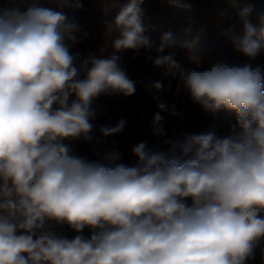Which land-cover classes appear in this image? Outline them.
Wrapping results in <instances>:
<instances>
[{
	"label": "clouds",
	"instance_id": "1",
	"mask_svg": "<svg viewBox=\"0 0 264 264\" xmlns=\"http://www.w3.org/2000/svg\"><path fill=\"white\" fill-rule=\"evenodd\" d=\"M143 2L126 0L116 15L114 54L90 55L79 67L80 54L66 43L77 42L79 29L64 9L82 8L81 0L0 8V264H244L264 237V70L224 61L185 70L165 50H191L195 41L169 32L153 42ZM167 2L191 10L184 0ZM229 2L242 30L233 24L224 34L254 59L264 51V11L253 20V4ZM140 49H154L147 59L204 111L234 113L230 134L168 139V152L140 142L132 167L117 163L116 151L105 163L73 155L63 141L92 139V102L135 93L115 53ZM162 87L157 81L150 90ZM162 119L153 117L154 136L165 135ZM124 126L121 119L99 131L107 137ZM48 221L91 235L69 240L46 229Z\"/></svg>",
	"mask_w": 264,
	"mask_h": 264
},
{
	"label": "trees",
	"instance_id": "2",
	"mask_svg": "<svg viewBox=\"0 0 264 264\" xmlns=\"http://www.w3.org/2000/svg\"><path fill=\"white\" fill-rule=\"evenodd\" d=\"M31 2L33 0H0V8L18 6L24 9ZM35 2L41 6H55L51 0ZM81 3L82 8L64 9L67 22L77 25L79 29L75 34L77 38L75 44L66 41L72 54H80L75 62L77 67L90 55L107 58L114 54L111 42L117 33L113 22L126 0H81ZM140 7L145 34L156 44L164 33L169 32L179 42L195 41L191 50L179 46L165 50V55L174 52L175 59L185 70H207L217 61L242 65L251 64L256 58H262L264 62V51L250 60L238 52L224 34L233 24L237 33L242 30V26L236 24L234 20L236 15H232L226 0L216 2L207 0L206 8L200 10L193 7L192 10L198 17L195 19H190L186 10L170 6L167 0H144ZM202 17L208 19L204 20ZM115 54L120 56V64L123 63L134 71V74L128 77L136 82V91L131 96L97 97L91 105L96 111V117L91 121L94 125L91 136L103 144L107 153L116 151L120 154L117 163L135 166L137 157L132 153V148L140 142H146L152 152H168L169 146L164 143L168 139H177L186 134L213 133L221 138L230 134L236 124L235 114L224 109L215 113L204 111L183 89L178 78L166 77L161 68L155 67L147 59L155 55L154 49H140L138 52L127 50ZM81 76L83 77V72ZM140 77L145 80H140ZM157 81L162 83V90L159 92L150 90L151 84ZM159 103L165 105L164 110L157 107ZM151 113L163 116L164 136L152 134V122L147 118ZM121 119L125 121V126L120 133L107 137L101 135L99 131L101 126H115ZM63 143L70 147L73 155L86 158L88 161L105 163L103 158L86 147L83 138L65 140ZM187 202L190 203V200ZM54 226V221H48L45 227L69 240L75 237L71 231L66 230L68 225H58L53 229ZM244 264H264V237L259 238L251 257Z\"/></svg>",
	"mask_w": 264,
	"mask_h": 264
},
{
	"label": "rangeland",
	"instance_id": "3",
	"mask_svg": "<svg viewBox=\"0 0 264 264\" xmlns=\"http://www.w3.org/2000/svg\"><path fill=\"white\" fill-rule=\"evenodd\" d=\"M217 0H215L216 2ZM185 3L189 4L190 5V11H187L188 14H189V17L190 19H195V18H198L196 15H195V12L192 10L193 7H195L196 9H201V8H206V2L207 0H184ZM246 2L248 3H251L254 5L255 9H256V13H254L253 15V20H255V15L261 11H264V0H246ZM226 3L228 5V7L230 8L231 10V13L232 15L235 14L236 15V9L234 7L231 6L229 0H226ZM204 20H207L208 18H204L202 17ZM234 20L236 22L237 25L241 26L237 20L236 17H234ZM243 65V64H242ZM251 65L253 67H261L262 70H264V62L262 61V58H256L252 63ZM120 66L125 69L126 71V74L127 76H130V75H133L134 74V71L131 69V68H128L127 66H125L123 63L120 64ZM140 80H145L144 78H139ZM157 113H151L149 115H147V118L153 122V117L154 115H156ZM161 115V114H160ZM162 116V115H161ZM163 118V116H162ZM147 135V134H146ZM92 137V136H91ZM86 142V147L91 151L93 152L94 154L100 156L101 158H103V155L105 153H107V151L105 150V147L103 146L102 143L96 141L93 139L90 140V141H85ZM59 224H56L55 223V226L53 229H55ZM67 225V224H65ZM68 231H71L73 233L74 236H76L77 234H80V235H83L85 238H88L90 237L91 235V232H90V229L88 230V228H85L83 230L82 233H77L75 230L71 229L69 226H67V229Z\"/></svg>",
	"mask_w": 264,
	"mask_h": 264
}]
</instances>
